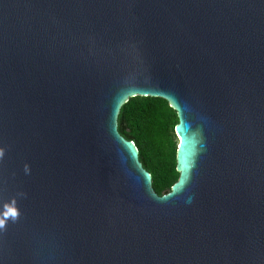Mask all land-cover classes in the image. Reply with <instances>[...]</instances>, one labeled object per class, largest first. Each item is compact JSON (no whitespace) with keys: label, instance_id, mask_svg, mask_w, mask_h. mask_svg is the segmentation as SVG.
Returning a JSON list of instances; mask_svg holds the SVG:
<instances>
[{"label":"water","instance_id":"obj_1","mask_svg":"<svg viewBox=\"0 0 264 264\" xmlns=\"http://www.w3.org/2000/svg\"><path fill=\"white\" fill-rule=\"evenodd\" d=\"M137 95L177 113L161 194ZM0 151V264H264V0H0Z\"/></svg>","mask_w":264,"mask_h":264},{"label":"trees","instance_id":"obj_2","mask_svg":"<svg viewBox=\"0 0 264 264\" xmlns=\"http://www.w3.org/2000/svg\"><path fill=\"white\" fill-rule=\"evenodd\" d=\"M177 122V113L168 101L154 96L130 97L118 114V129L136 143L139 158L150 172L152 186L158 194L169 189L179 176Z\"/></svg>","mask_w":264,"mask_h":264},{"label":"snow or ice","instance_id":"obj_3","mask_svg":"<svg viewBox=\"0 0 264 264\" xmlns=\"http://www.w3.org/2000/svg\"><path fill=\"white\" fill-rule=\"evenodd\" d=\"M0 155H3V152L2 151H0ZM9 214L15 216L16 215V212H15L14 209H9L8 212H5L4 213V216H8ZM3 224H4V221L2 219H0V227H2Z\"/></svg>","mask_w":264,"mask_h":264}]
</instances>
